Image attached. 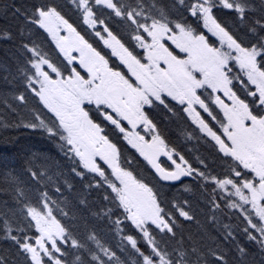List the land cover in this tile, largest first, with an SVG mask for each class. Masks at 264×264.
<instances>
[{"label": "snow or ice", "instance_id": "6c2138e0", "mask_svg": "<svg viewBox=\"0 0 264 264\" xmlns=\"http://www.w3.org/2000/svg\"><path fill=\"white\" fill-rule=\"evenodd\" d=\"M72 3L76 22L55 0L23 14L13 100L31 117L24 126L55 141L69 174L80 179L87 195L77 207L84 214L69 216L64 201L51 198L48 166L29 163L32 194L8 173L14 206L0 210V232L22 264H121L102 242L99 224L131 245L135 264H234L219 244L182 233L177 239L180 218L191 222L195 213L188 199H168L163 189L187 177L212 223L219 224L216 213L239 221L222 225L239 264H250L240 236L264 256V0ZM20 12L13 8L12 16ZM117 19L123 31L110 26ZM89 29L94 43L86 39ZM34 30L46 33V43L32 39ZM0 38L13 33L0 31ZM178 118L190 120L210 145L195 167L161 131L165 119ZM92 192L99 202L89 201ZM0 264L16 261L0 255Z\"/></svg>", "mask_w": 264, "mask_h": 264}, {"label": "trees", "instance_id": "16d2710c", "mask_svg": "<svg viewBox=\"0 0 264 264\" xmlns=\"http://www.w3.org/2000/svg\"><path fill=\"white\" fill-rule=\"evenodd\" d=\"M39 2L41 0H0V31H11L13 33V38L10 40L0 38V210H7V208L14 206L13 194L10 191H6L10 187L8 173L17 176L21 182V186L29 194H32L35 190L36 185L26 172L29 163H31L35 166L43 164L50 168L48 176H51V181L47 177L44 179V184L47 185L49 195L53 200H57L58 202L64 201L61 206L65 211L69 212V216L73 214L81 216L84 213L77 207V203L79 199L87 194L81 187L80 179H74L69 174L68 161L63 158V154L60 152L55 141L49 140L47 135L39 129H29L24 126V123L31 119V117L26 109L18 107L17 103L13 100V95L16 94L19 84L15 68L17 59L20 57L18 49L20 42L19 30L24 23L23 14L30 11L32 6ZM55 2L62 6L66 18L76 22L75 6L70 0H55ZM171 2L172 0H161L162 4H170ZM5 4L9 6L7 13L3 11V5ZM13 8L21 10L17 17L12 16ZM189 22L191 23V21ZM110 26L113 27L114 31H123L118 19L113 20ZM25 34L27 35V29H25ZM32 39L37 40V42L46 43V33H43V30L39 32L34 30ZM32 106L30 105V107ZM163 127L168 133H173L180 138V143L183 144L182 140L186 136L184 132V127L186 128L185 120L183 121L181 118L166 120ZM191 133L198 132L191 130ZM174 142L179 143L177 140ZM183 145H185L186 151H188L187 148L189 147V153L185 154V158L189 161L209 156L210 148L205 146L206 141H201L199 137H187ZM181 151L184 150L182 149ZM34 155L35 159H33ZM57 164L59 167H57ZM133 167L141 175L151 179L144 163L134 161ZM66 180L73 185L72 189H68L64 184ZM83 183H87V181ZM173 185L175 186L171 188L165 185L163 189L164 195L168 199H188L195 213V219L191 222H186L183 218H180L182 227L178 231L177 239H179L182 233L185 238L189 235L195 239L203 238L211 247H216L219 244L221 249L227 252V259L230 262H234V264H239L237 259L239 253L236 252L235 245L222 239L224 232L222 225L237 224L239 221L235 217L229 219L228 213H216L219 218V224L212 223L208 219L211 213L205 208L192 178L185 180L184 185ZM185 185L192 190L185 191ZM58 186L61 187V193L55 192V188ZM157 186L159 187V185ZM40 190H44L43 184L40 186ZM88 199L89 201L99 202V194L92 192L88 195ZM196 221H199V223ZM97 227L101 229L99 235L102 242L117 253L121 264H135L137 256L134 250L131 249V245L126 241H122L121 234L116 233L114 230L109 232L107 225L99 224ZM127 234L125 233L124 235ZM238 239L241 245L247 248L249 253L247 260L250 264H260L264 256L261 255L259 246L255 245L254 242H249L246 237L240 236ZM92 246L94 247V245ZM0 255L6 256L10 261L15 259L16 264H22L23 257L17 255L16 249L12 247L11 242L3 238L2 232H0ZM75 255H80L85 260L90 259L84 253L77 252Z\"/></svg>", "mask_w": 264, "mask_h": 264}, {"label": "flooded vegetation", "instance_id": "af4514ba", "mask_svg": "<svg viewBox=\"0 0 264 264\" xmlns=\"http://www.w3.org/2000/svg\"><path fill=\"white\" fill-rule=\"evenodd\" d=\"M78 30L81 31V34H84L83 29H78ZM88 31H89L90 35L86 36V39H88L90 43H94V40H93L92 35H91V29H89ZM94 46H95V45H94ZM166 120H167V119H165V120L161 123V125H160V127H161V131H162L163 135H164V136L170 141L172 147H175L176 150H181L182 147H181V143H180V138H178V137H177L176 135H174L173 133H168V132L164 129L163 124L166 122ZM175 140L179 141V143H175V142H174ZM121 147H123V146H121ZM180 147H181V149H180ZM125 154H134V150H132L131 152H129V151H127V150L125 149Z\"/></svg>", "mask_w": 264, "mask_h": 264}, {"label": "rangeland", "instance_id": "374dc122", "mask_svg": "<svg viewBox=\"0 0 264 264\" xmlns=\"http://www.w3.org/2000/svg\"><path fill=\"white\" fill-rule=\"evenodd\" d=\"M184 132H185L186 136H185V138H183V143L185 142L186 138H187L188 135L190 134V132L188 131V129L185 128V127H184ZM182 147H183V145H182ZM188 149H189V148H188Z\"/></svg>", "mask_w": 264, "mask_h": 264}, {"label": "water", "instance_id": "95a60500", "mask_svg": "<svg viewBox=\"0 0 264 264\" xmlns=\"http://www.w3.org/2000/svg\"><path fill=\"white\" fill-rule=\"evenodd\" d=\"M182 179H184V178H182Z\"/></svg>", "mask_w": 264, "mask_h": 264}]
</instances>
